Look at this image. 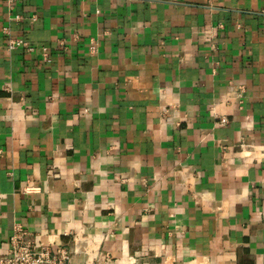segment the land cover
<instances>
[{
	"label": "crops",
	"instance_id": "crops-1",
	"mask_svg": "<svg viewBox=\"0 0 264 264\" xmlns=\"http://www.w3.org/2000/svg\"><path fill=\"white\" fill-rule=\"evenodd\" d=\"M16 225L75 263L264 264V0H0V256Z\"/></svg>",
	"mask_w": 264,
	"mask_h": 264
},
{
	"label": "built area",
	"instance_id": "built-area-1",
	"mask_svg": "<svg viewBox=\"0 0 264 264\" xmlns=\"http://www.w3.org/2000/svg\"><path fill=\"white\" fill-rule=\"evenodd\" d=\"M7 2L11 5L14 0H7ZM2 30L5 35L9 33L7 27ZM60 45H62L61 42ZM6 48L8 51L24 49L27 52H33L35 50V47L29 45V43L23 39L11 37L7 40ZM89 51L91 54H95L97 51L96 42L94 40L90 42ZM40 54L42 61L46 63L51 62L48 47L43 46L40 49ZM242 92L243 89L240 88L239 93L241 94ZM223 122L222 120L221 123ZM14 227L12 236L9 238L8 242L10 246L8 253L0 256V264H89L86 262L75 263L72 261L69 250L58 248L52 251L49 245L47 246L40 243L29 231L18 225Z\"/></svg>",
	"mask_w": 264,
	"mask_h": 264
}]
</instances>
